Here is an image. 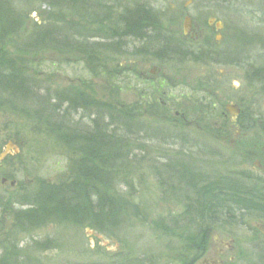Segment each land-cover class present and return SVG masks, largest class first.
I'll use <instances>...</instances> for the list:
<instances>
[{"label":"rangeland","instance_id":"obj_1","mask_svg":"<svg viewBox=\"0 0 264 264\" xmlns=\"http://www.w3.org/2000/svg\"><path fill=\"white\" fill-rule=\"evenodd\" d=\"M131 1L135 2L131 6L143 3L153 8L163 27L170 32H181L182 37L185 14L202 19L204 24L210 19L223 23L222 44L212 46L220 53L229 51L232 59L238 62L176 64L159 62L143 55L118 57L99 52L96 45H103L104 41L98 38H90L85 44L93 45L97 51L92 52L95 54L92 60L72 46L24 52L20 46L26 37L44 23L48 25V19L57 11L39 1L15 3V10L23 15L17 18L21 19L19 31L0 46L4 47L3 54L17 63L34 83L36 97L22 101L0 92V153L9 142L17 143L16 149L11 147L12 155L3 162L2 171L10 182L15 180L19 186L15 190L0 187V202L4 205L3 209L0 208V258L12 254L19 264H88L110 260L118 253H128V250H122L121 240L132 246L136 253L161 250L149 226L138 222L116 236L69 223L43 226L31 234L15 229L13 211L23 207L9 204L11 201L16 202L20 197L34 193L40 184L62 182L69 176L72 151L63 143L62 136L50 131L51 125L45 123L54 103L51 100L47 102L49 107L42 105L48 96L54 98L57 94H70L80 96L83 103H88L76 110L62 103L58 116L53 118L55 122L64 123L65 128L81 132L91 129L96 117V111L89 109V104L100 102L123 107L137 103V116L147 123L148 128L140 133V148L132 152V166L124 172L132 178L134 190L124 182L119 183L118 188L121 192L131 191L136 195V201L150 221L176 215L181 210L182 196L162 195V190L169 189L171 184L174 188L177 185L173 179L166 187L161 184L167 178L164 165L171 161L183 162L208 174L264 175V147L261 146L264 138L255 137L258 132L250 129L245 132L239 123L238 131L233 127L229 134L219 132L225 125H231L230 114L226 111L230 104L242 109L251 106L254 112L252 121L258 119L260 122L256 125L264 127V83L250 84L246 78L247 71L264 70V0ZM98 15L103 18L105 13ZM77 17L66 21L77 23L80 21ZM100 23L87 25L88 32L108 31V21L103 28ZM206 29L212 35L208 26ZM75 43L72 40L69 45ZM131 45H134L133 49L141 42ZM238 51L240 53L236 57ZM96 64L110 77L93 72ZM121 68L127 71L126 74L122 78L116 77ZM112 79L121 92L110 85ZM162 79H166V83L157 95V103L169 105L172 119H183L187 104L203 97L213 106L212 118L201 121L196 115L186 116L183 125L177 127L155 117L158 109L147 108L142 96L148 97L149 90ZM40 113H44L43 116ZM88 114L91 116L87 117ZM183 191L182 195H185L187 191ZM237 220L238 225H225L210 232L206 255L209 259H216L224 249L227 255L223 264H264V219L257 214L244 213L238 214ZM47 239L55 245L53 248L34 247V242Z\"/></svg>","mask_w":264,"mask_h":264},{"label":"trees","instance_id":"obj_2","mask_svg":"<svg viewBox=\"0 0 264 264\" xmlns=\"http://www.w3.org/2000/svg\"><path fill=\"white\" fill-rule=\"evenodd\" d=\"M36 1L57 12L48 19V25L44 23L36 32L26 37L20 46L24 52L40 51L45 47L58 49L63 46L68 49L72 46L78 53L92 60L95 57L94 51H97L93 45L85 44L90 38H98L109 43L96 45L99 52L104 51L118 57L143 55L159 62L176 64L220 65L238 62L232 59L229 51L220 53L212 45H186L181 32L168 31L161 21H156L155 16L152 22V18H149L152 14L143 7H128L120 18V24H108V31L89 33L87 25L100 21L99 25L102 27L107 23L106 15L103 18L98 15L100 12L105 13L104 0H0V45H5L6 40L15 37L16 31H19L21 19L17 18L23 15L15 10V3ZM70 17H77L80 21L67 22ZM72 40L76 42L75 45H69ZM136 42H141V45L131 49L134 46L131 44ZM3 51L4 47L0 46V92L8 93L15 99L31 101L36 97L34 83ZM239 53L238 51L236 57ZM95 68L93 72L97 75L110 77L98 64ZM119 72L116 77L122 78L127 71L121 68V73ZM246 78L249 83L257 82L262 85L264 70L247 71ZM111 84L118 86L115 85V79L110 81ZM117 88L121 92L120 87ZM163 88L164 86L156 83L149 90L150 101L147 96H142L147 108L158 109L155 117L161 121L178 127L183 125L186 116L196 115L201 121L212 118L213 106L209 101H204L203 97L187 104L183 119H172L169 105L157 103V95ZM50 98L48 96L42 104L49 107L47 102L54 101L45 123L51 125L50 131L59 134L58 137L62 136L63 143L72 151L69 176L62 182L40 184L34 193L9 203L23 207L13 211V225L17 231L31 234L43 226L69 223L90 227L104 235L116 236L137 222L144 223L149 226L160 251L136 253L132 246L121 240L122 250L126 249L128 253H118L110 257V260L88 264H195L206 256L212 230L225 225H238V214L255 211L264 215V178L245 174H208L183 162L171 161L164 165L167 178L161 184L166 187L173 179L177 185L174 188L171 184L169 189L162 190V195L182 196L184 200L181 210L176 215L150 221L146 211L136 201V195L131 191L121 192L118 188L119 183L124 182L134 190L132 178H128L124 172L132 166V152L140 148V133L148 128L147 123L137 116V103L123 107L100 102L89 104L88 108L96 111V117L92 121V128L81 132L65 128L64 123L65 126L55 122L53 118L58 116L62 103H67L68 108L74 110L84 108L88 103H83L80 96L70 94H57ZM241 113L238 123L244 131H256L258 134L255 137L264 138V127L256 125L260 121H252L254 112L251 106H245ZM40 114L43 116L44 113ZM251 121L255 124L248 125ZM229 130V126L225 125L219 132L226 135ZM261 146L264 147V144L261 143ZM183 190L187 191L185 195H182ZM3 206L0 202V208L3 209ZM54 246L50 239L34 242V247L39 249ZM0 264L19 262L9 254L0 258Z\"/></svg>","mask_w":264,"mask_h":264},{"label":"flooded vegetation","instance_id":"obj_3","mask_svg":"<svg viewBox=\"0 0 264 264\" xmlns=\"http://www.w3.org/2000/svg\"><path fill=\"white\" fill-rule=\"evenodd\" d=\"M105 2V17L108 21V24H120L121 23V20L120 18L122 17V15H124L123 13H125L126 9L128 7H143L145 8L146 10H148L152 15L149 17V18H152L153 20V17L155 16L154 14V9L153 8H150L148 6H146L145 4L143 3H140L138 5H133L131 6L130 4H133L135 3L134 1H131V0H104ZM186 18H189L190 19V30L187 34H185L183 31V26H182V33H183V38H184V42L186 43V45H191V46H194V45H221L222 44V32L224 30V25L223 23L215 20V19H210L208 20V23L207 24H204L202 19H194L191 15H187L185 14L184 16V20ZM183 20V21H184ZM156 21H158V18L156 19ZM154 22V20L152 21ZM218 24H221V28H218L217 25ZM183 25H184V22H183ZM209 27L211 29V31L214 33H212V35H209L207 33V29L206 27ZM121 27V26H120ZM121 30V29H120ZM109 43L107 42H103V45H108ZM165 83H166V79H162L160 80L159 82H157V84H161L162 86H165ZM241 109V112H242V108ZM240 112V115L236 121V123H233L232 120H231V116H230V120H231V125L229 126L230 129L231 128H235V131H238L239 127H238V120L241 116V113ZM252 124V123H251ZM254 125V124H252ZM17 143L16 142H9L8 145H11L12 148H15L16 149V145ZM7 145V146H8ZM6 148H4L0 155L5 151ZM14 149V150H15ZM10 155H12V151H10L7 156L5 158H3L1 161H0V187L1 188H8L10 187V189L12 190H15L17 189L19 186H18V182L13 180L10 182L7 174L5 173V171H2V166H3V162L8 159L10 157ZM264 172V170H263ZM243 174V173H241ZM251 176V175H249ZM252 177H262L264 178V175L263 174H259V175H256V176H252ZM248 215H255L257 214L258 217H261L262 219H264V215L261 214V213H258V212H249L247 213ZM226 251L224 249L221 250V252L218 254V256H216L217 258H213V259H209L208 256H204L202 259H200L199 261L195 262V264H223L224 261H225V257H226Z\"/></svg>","mask_w":264,"mask_h":264},{"label":"water","instance_id":"obj_4","mask_svg":"<svg viewBox=\"0 0 264 264\" xmlns=\"http://www.w3.org/2000/svg\"><path fill=\"white\" fill-rule=\"evenodd\" d=\"M218 28H221V24H218L217 25ZM183 29H184V33L187 34L190 30V19L189 18H186L184 20V25H183ZM155 70V69H154ZM153 75L155 74L154 72H152ZM226 111L230 114L231 116V120L233 123H236L239 115H240V112L241 110L234 104H230L226 107ZM11 145H8L6 150L0 155V159H3L7 156V154L10 152L11 150Z\"/></svg>","mask_w":264,"mask_h":264}]
</instances>
